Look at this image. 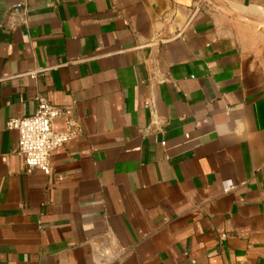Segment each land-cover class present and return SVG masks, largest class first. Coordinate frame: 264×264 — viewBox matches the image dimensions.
<instances>
[{
	"label": "crops",
	"instance_id": "obj_1",
	"mask_svg": "<svg viewBox=\"0 0 264 264\" xmlns=\"http://www.w3.org/2000/svg\"><path fill=\"white\" fill-rule=\"evenodd\" d=\"M212 1L253 22L205 0H0V264H264V0ZM38 96L83 129L48 175L6 126Z\"/></svg>",
	"mask_w": 264,
	"mask_h": 264
},
{
	"label": "built area",
	"instance_id": "obj_2",
	"mask_svg": "<svg viewBox=\"0 0 264 264\" xmlns=\"http://www.w3.org/2000/svg\"><path fill=\"white\" fill-rule=\"evenodd\" d=\"M36 102L32 114L10 118L6 126L17 132L16 150L24 156L26 172L38 169L48 175L52 172V152L79 136L83 129L74 102L59 105L43 96H38ZM231 187V181L226 180L224 190Z\"/></svg>",
	"mask_w": 264,
	"mask_h": 264
},
{
	"label": "water",
	"instance_id": "obj_3",
	"mask_svg": "<svg viewBox=\"0 0 264 264\" xmlns=\"http://www.w3.org/2000/svg\"><path fill=\"white\" fill-rule=\"evenodd\" d=\"M207 2L208 5L218 9V10H221L225 13H227L228 15L232 16V17H235V18H238V19H241V20H244V21H250V22H253L251 19H248V18H245V17H241L235 13H232V12H226L222 7L218 6L217 4H215L212 0H205Z\"/></svg>",
	"mask_w": 264,
	"mask_h": 264
},
{
	"label": "rangeland",
	"instance_id": "obj_4",
	"mask_svg": "<svg viewBox=\"0 0 264 264\" xmlns=\"http://www.w3.org/2000/svg\"><path fill=\"white\" fill-rule=\"evenodd\" d=\"M259 27L260 28L264 27V22H259Z\"/></svg>",
	"mask_w": 264,
	"mask_h": 264
}]
</instances>
